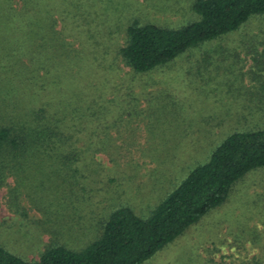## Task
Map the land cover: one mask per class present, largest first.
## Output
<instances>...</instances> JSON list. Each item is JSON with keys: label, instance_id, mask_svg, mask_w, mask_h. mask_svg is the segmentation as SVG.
Returning <instances> with one entry per match:
<instances>
[{"label": "rangeland", "instance_id": "obj_1", "mask_svg": "<svg viewBox=\"0 0 264 264\" xmlns=\"http://www.w3.org/2000/svg\"><path fill=\"white\" fill-rule=\"evenodd\" d=\"M76 1L67 3L68 8L88 10L85 28L71 29L68 20L60 21L58 29L67 25L69 40L76 37L85 50L55 73L53 96L58 104L110 93L115 104L102 111L109 121L102 131L110 130L115 146L110 142L109 150L96 154L93 200L58 196L65 176L47 164L19 172L35 200H7L12 179L0 188V245L28 262L38 261L55 240L70 249L86 247L116 208L129 207L141 218L149 217L228 136L264 128V16L155 71L136 74L118 63L121 73L104 72L84 67L105 52L113 56L126 42L127 24L138 20L181 28L198 20L192 10L196 0ZM233 188L222 206L145 264H264V169L249 173Z\"/></svg>", "mask_w": 264, "mask_h": 264}, {"label": "trees", "instance_id": "obj_2", "mask_svg": "<svg viewBox=\"0 0 264 264\" xmlns=\"http://www.w3.org/2000/svg\"><path fill=\"white\" fill-rule=\"evenodd\" d=\"M69 2L72 0L1 3L0 188L13 180L7 200H35L22 186L19 172L46 164L65 176L58 196L93 200L91 182L99 167L96 154L109 150L106 144L110 142L111 148L115 146L110 130L102 131L109 125L102 111L106 104H115L110 93L72 98L67 103L60 98L58 104L53 96L55 73L64 70L67 59L72 62L85 50L76 37L69 40L67 25L58 29L60 21L70 20L71 29L81 30L89 19L88 10L78 6L72 12ZM192 10L198 20L181 28L138 20L127 24L125 44L111 57L109 52L93 57L84 69L96 66L104 72L121 73L120 63L136 74L155 71L192 48L238 31L253 17L264 16V0H196ZM116 76L120 79L121 74ZM6 87L8 91H2ZM133 100L139 106V99ZM108 114L110 118L113 108ZM260 169H264V128L234 132L149 217L141 218L129 207L116 208L100 223L97 237L82 249H70L55 240L47 244L38 261L28 262L0 245V264H145L222 206L239 181Z\"/></svg>", "mask_w": 264, "mask_h": 264}]
</instances>
